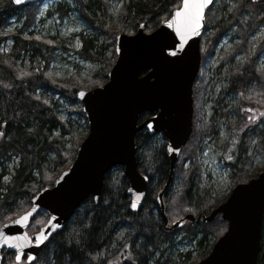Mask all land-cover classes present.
I'll list each match as a JSON object with an SVG mask.
<instances>
[{
    "label": "trees",
    "instance_id": "trees-1",
    "mask_svg": "<svg viewBox=\"0 0 264 264\" xmlns=\"http://www.w3.org/2000/svg\"><path fill=\"white\" fill-rule=\"evenodd\" d=\"M75 1L81 15L96 34L104 37L106 45H112L111 57L104 56L105 49L99 47L96 36L83 32L74 34L82 40L80 50L74 48V38L62 44L46 39L43 41L33 31L27 37L24 30L35 24L44 0L22 6L14 5L12 0L0 4V43L9 37L14 40L10 51L11 60L8 57L0 59V226L28 211L32 197L42 188L54 184L57 177L74 161L81 141L88 133L86 124L79 137L71 121L60 116L59 101L64 99L73 107L79 103V89H93L107 82L108 73L117 58L114 49L117 34L121 31L133 34L141 24L150 32L181 4V0H127L121 11L122 24L111 30L106 26L110 17L109 0ZM234 2V8L226 12L224 17L215 19L216 12L211 8L206 15V26L200 43L201 69L194 84L193 131L181 150L170 187L164 193L165 213L170 223L188 213L208 216L212 209L227 199L205 206L203 202L193 203L191 196L199 176L198 157L202 143L206 138L215 136L218 121L225 119L228 122L234 109L226 97H220L216 99V109L212 116L200 118L205 86L202 68L213 56L219 40L233 28L240 42L233 53L217 59L215 67L223 68L228 62H233L238 54H242L244 60L230 68L225 76L223 92L226 96L241 95L251 102L264 104V65L259 64L264 54V0ZM55 9L59 11L60 19L65 18L70 11L62 1L56 4ZM14 16L23 18L21 27L13 34L4 32L7 22ZM259 31L263 35L253 46L250 38ZM59 48L101 62L103 68L99 77L91 78L89 84L77 82V86L52 79L49 66L55 50ZM25 54L37 61L36 71L18 64V58ZM40 62H43L42 66ZM77 112L85 118L82 107ZM146 117L148 114H142L140 122ZM252 140L256 148L251 153L247 148ZM67 143L70 145L67 146ZM135 143L139 170L149 177L140 209H131L128 178L123 175L122 167H115L105 174L99 201L96 203L93 197L85 199L64 229L52 236L39 257L32 263L24 259L22 264H186L190 253H178V259L173 262L168 251L179 232H185L184 238L195 239L199 235L198 249L203 242L208 241L209 236L213 237L214 245L228 227L220 215L210 222H187L183 227L170 232L164 229L158 195L170 174L166 141L159 140L157 135L144 128L137 133ZM243 144L242 139L237 144L236 158L226 162L235 179L234 186L260 173L252 171L250 165L256 155L264 156V120H261L260 128L251 130L246 147ZM51 154L55 157L52 161ZM13 158L19 162L11 178L6 181V163ZM186 161H189V167L184 169ZM47 219L45 213H38L32 219L28 232L33 234L38 231ZM212 246L201 251L193 264L206 257ZM3 258L5 264L14 262V254L11 252L4 253ZM257 264H264V223Z\"/></svg>",
    "mask_w": 264,
    "mask_h": 264
},
{
    "label": "water",
    "instance_id": "water-1",
    "mask_svg": "<svg viewBox=\"0 0 264 264\" xmlns=\"http://www.w3.org/2000/svg\"><path fill=\"white\" fill-rule=\"evenodd\" d=\"M37 1L21 0L17 4L12 0L16 6ZM214 1L210 0L202 9L199 26L189 31L183 42L175 28L168 27L182 7V0L154 30L146 32L141 24L133 34L122 32L116 36L117 59L107 82L77 92L88 133L74 161L52 186L42 188L32 197L28 211L0 226L3 237L27 236L31 241L20 240L21 260L9 264H21L24 258L27 263L35 261L51 237L71 221L85 199L93 197L96 203L99 201L105 174L115 167H122L123 175L128 178L131 209H140L149 177L139 170L135 137L144 128L153 135H163L170 158L169 179L158 195L164 229L170 232L187 222H210L221 215L228 223L227 230L197 264H257L264 223V171L237 184L208 216L188 213L170 224L163 201L181 149L193 130V87L201 67L200 42L206 13ZM144 113L149 116L140 123L139 117ZM39 212L47 213L49 218L36 233L29 234L28 227ZM37 237L42 242H37ZM15 242L10 240L6 244L0 238V264H4V252L16 256L17 249L10 246ZM28 255L33 259L28 260Z\"/></svg>",
    "mask_w": 264,
    "mask_h": 264
},
{
    "label": "rangeland",
    "instance_id": "rangeland-1",
    "mask_svg": "<svg viewBox=\"0 0 264 264\" xmlns=\"http://www.w3.org/2000/svg\"><path fill=\"white\" fill-rule=\"evenodd\" d=\"M4 1L5 0H0V4ZM60 1L65 2L70 8L68 15L63 19H60L59 11L55 9L56 4ZM109 3L110 17L106 26L113 30L122 24L123 18L121 11L123 6L127 4V0H109ZM234 5V0H216L211 7V9L216 12L215 19L224 17L226 12L234 8ZM36 19L37 21L33 26L28 28V30H24V34L27 37L29 33L33 31L36 32L34 34L43 41L46 39L62 44L65 43L66 40L74 38L73 46L76 50H80L82 49V40L79 36H74V34L83 32L89 36H96L95 38L97 39L99 47L105 49L104 56L106 58L112 55V45H106L104 37L96 34L91 25L81 15L75 0H44L40 6V11L36 15ZM22 23L23 18L14 16L7 22L4 32L13 34L21 27ZM234 29L235 28L219 40L215 46L213 56L206 61L202 68L205 74V86L203 87V97H201L200 118H210L212 116L216 109V99L220 97H226L234 107L232 113L229 115V121L227 122L225 119H220L218 121L215 127V136L208 137L203 141L202 149L199 153V176L197 177L198 179L195 180L194 192L192 191L191 199L193 203L203 202L205 206L208 205V203L215 204L217 202H222L224 198L228 197L234 187L233 182L235 179L231 176V170L226 162L233 161L236 158L238 151L237 144L240 141L242 142V139L244 140L243 145L246 147L251 130L256 127L260 128L261 120H264V104H260L256 101L251 102L248 98L241 95L226 96L223 92V88L226 85L225 76L230 68L244 60L243 55L238 54L235 56L233 62H228L223 68L218 69L215 67V61L227 54L233 53L235 47L240 42ZM263 30L264 27L262 28V31ZM262 31H259L250 38V42L253 46L261 39L263 35ZM13 45L14 40L12 37L1 41L0 59L8 57L11 60L12 56L10 55V51ZM17 62L25 68L36 71L37 61L32 60L31 56L28 54L20 56ZM259 64L261 66L264 65V54ZM40 65L42 66L43 62H40ZM102 68L103 64L101 62L85 59L72 50L59 48L55 50L52 56L49 66V75L54 80L77 86V82L89 84L91 78H98ZM81 107L80 102L70 107L68 102L64 99H61L58 104L60 116L71 121L72 127L80 135L79 137L82 136V131L86 128V124L88 126L87 119L77 112V109ZM232 122L233 125H231ZM157 137L159 140L164 139L161 134H158ZM66 145L69 146L70 143ZM255 148V141L252 140L247 149L252 153ZM229 157H231V159H229ZM54 158V155L51 154L50 160L52 161ZM18 162V159L13 158L10 162L6 163V174L4 176L6 181L11 178V174H13L14 168ZM250 166L252 171L262 172L264 169V156L261 154L256 155ZM188 167L189 161H186L184 163V169ZM198 183L199 186L197 187ZM195 216L197 217V215ZM184 235L185 232H179L175 235L174 245L170 247L168 251L171 253L173 262L178 259V253H190L189 260L186 264H193L198 259V254L201 251H205L212 246L213 237L209 236L208 241L203 242L201 248L198 249L197 240L199 239V235L195 239L190 237L184 238Z\"/></svg>",
    "mask_w": 264,
    "mask_h": 264
},
{
    "label": "snow or ice",
    "instance_id": "snow-or-ice-1",
    "mask_svg": "<svg viewBox=\"0 0 264 264\" xmlns=\"http://www.w3.org/2000/svg\"><path fill=\"white\" fill-rule=\"evenodd\" d=\"M15 3H21V0H14ZM210 2V0H182V7L179 8L173 17V19L168 22V27L175 28L176 34L180 37L181 42L184 41L185 36L189 31H194L196 27L199 26L201 20L202 9ZM119 51V49H117ZM175 54V53H173ZM231 159V157H229ZM135 203H133L132 207L135 208ZM23 219V218H21ZM0 238H2L3 243H9L10 240H15V243L10 244L11 247L16 248V256L15 260L19 262L21 260V255L19 249L23 246L20 243V240L31 242L27 236L23 238H11V237H3V234L0 233ZM37 242L40 241V238L37 237ZM71 244V241L69 242ZM28 260H32L33 257L28 255Z\"/></svg>",
    "mask_w": 264,
    "mask_h": 264
},
{
    "label": "bare ground",
    "instance_id": "bare-ground-1",
    "mask_svg": "<svg viewBox=\"0 0 264 264\" xmlns=\"http://www.w3.org/2000/svg\"><path fill=\"white\" fill-rule=\"evenodd\" d=\"M5 38V37H4Z\"/></svg>",
    "mask_w": 264,
    "mask_h": 264
}]
</instances>
